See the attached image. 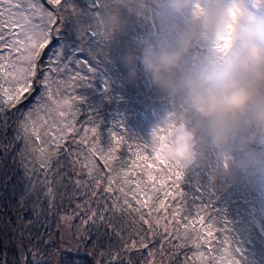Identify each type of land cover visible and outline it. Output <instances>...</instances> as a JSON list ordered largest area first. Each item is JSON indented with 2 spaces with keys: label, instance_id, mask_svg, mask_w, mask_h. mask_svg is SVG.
Here are the masks:
<instances>
[{
  "label": "snow or ice",
  "instance_id": "snow-or-ice-1",
  "mask_svg": "<svg viewBox=\"0 0 264 264\" xmlns=\"http://www.w3.org/2000/svg\"><path fill=\"white\" fill-rule=\"evenodd\" d=\"M47 5L51 8L41 0H0V135L8 140L6 151L22 141L17 148L24 161L23 175L17 183L25 188L31 185L33 204L39 207V211L34 207L35 220L29 223L44 229L36 238L56 250L59 264H92L84 250L89 246L96 249L102 237L113 236L122 241V247L108 245L112 254L106 264H120L121 252L148 248L154 229L162 228L166 239L173 235L170 228L175 227V238L179 239L180 222L176 214L187 207L179 199L184 195L180 191L184 172L180 165L154 155L148 144L130 140L123 130L110 131L107 147H98L103 135L100 122L92 113L83 112L89 121L83 133L76 127V114L82 112L78 106L81 98L67 94L66 88L79 87L85 82L91 71L90 62L82 51L73 54L67 47L68 44L75 47L72 35L60 31L69 14L65 0L63 3L47 0ZM221 39L227 41L230 37ZM73 66L77 69L75 72ZM61 74L69 78L61 79ZM21 98L28 101L27 106ZM165 131L163 127L158 128L154 135L162 136ZM97 156L106 171L97 166ZM114 161L119 162V170L111 166ZM153 169L159 170L157 175ZM25 180L28 184H24ZM168 181L175 192H166L165 198L172 197L176 202L171 219L165 222V216L159 213L167 210L168 205L164 200L154 204L152 196ZM60 188L64 189L59 193L61 200L67 198L66 202L73 205L71 211H62L55 202ZM27 198V192L21 194L22 200ZM53 220L58 236L51 230ZM180 220L187 229L190 223L202 221L203 216L200 210L195 217L188 211ZM221 231L229 230L225 227ZM212 235L209 224L207 237H199L193 243L202 249L211 242L208 238ZM168 243L171 244L170 239ZM187 243L184 241L175 247L187 246ZM224 243L227 237L219 246ZM30 255L31 260L21 258L22 264H42L43 252L39 248L31 250ZM147 255L152 256V251ZM212 259L215 264L216 257ZM128 264L132 262L129 260Z\"/></svg>",
  "mask_w": 264,
  "mask_h": 264
},
{
  "label": "clouds",
  "instance_id": "clouds-1",
  "mask_svg": "<svg viewBox=\"0 0 264 264\" xmlns=\"http://www.w3.org/2000/svg\"><path fill=\"white\" fill-rule=\"evenodd\" d=\"M129 12L154 22L119 54L127 83L142 80L167 103L153 154L264 181V3L138 0Z\"/></svg>",
  "mask_w": 264,
  "mask_h": 264
},
{
  "label": "rangeland",
  "instance_id": "rangeland-1",
  "mask_svg": "<svg viewBox=\"0 0 264 264\" xmlns=\"http://www.w3.org/2000/svg\"><path fill=\"white\" fill-rule=\"evenodd\" d=\"M84 1L86 2L83 11L90 19H83L79 28H83L86 23L94 24L93 28L104 31L106 38L103 41L106 44L100 48L101 53H96L97 43H92L91 51L96 57L101 58L96 63H90L91 71L87 73L83 84L75 88L68 86L66 92L69 95L76 94L81 100L88 96L95 102L92 107H100L114 98L118 99L119 103L116 102L115 106H110L104 115V119L112 120L110 126L103 130L104 137L109 138V135H106L107 131L123 130L130 140L147 144L152 129L160 123L168 106L161 97L152 96L155 93L142 80L136 85L127 83L124 68L119 62V54L125 44L154 27V22L150 18L138 17L129 12V8L136 7L138 0H116V10L113 13L107 12L108 10L104 8L99 12L102 7L97 11H89L88 6L92 5L94 0ZM41 2L51 8L47 5V0L45 2L41 0ZM101 2L104 4L107 0H101ZM65 3L74 11L82 14L79 10L80 6L71 5V0H65ZM95 6L92 5V10ZM145 21L148 23L145 24ZM62 32L75 34L76 39L81 36L80 30H73L70 27H64ZM82 32L85 33V31ZM76 39H73L74 48L72 44L67 45L73 54L80 52V43ZM115 66H121L120 71L123 72L116 71ZM73 67L75 72L77 69ZM81 71H86V69ZM60 78L68 79L69 77L61 74ZM134 91L138 93L134 98L142 106L140 108L133 106L136 110L129 115L124 109V103L118 104L124 102V97ZM115 111L116 115L113 113ZM153 171L154 173L159 172L158 169H153ZM183 172L181 183L185 184L191 200H194L191 204L193 210H200L203 219L207 218L203 227L208 229V225H212L211 238L219 236L218 233L222 232L221 229L225 227L236 232L237 242L234 249L239 248L240 252H229L234 249L226 250L224 252L228 255L225 258L220 256L222 261L228 264H232L233 261H237L238 264H264V181L244 176L234 181L228 180L214 174L211 166L199 170H183ZM223 185H227V188ZM204 205L207 207L202 208L201 206ZM210 210L214 214L210 215Z\"/></svg>",
  "mask_w": 264,
  "mask_h": 264
},
{
  "label": "trees",
  "instance_id": "trees-1",
  "mask_svg": "<svg viewBox=\"0 0 264 264\" xmlns=\"http://www.w3.org/2000/svg\"><path fill=\"white\" fill-rule=\"evenodd\" d=\"M73 4L84 8L83 0H73ZM102 7L99 11L101 12L104 9H107L109 12L113 13L116 10V0H112L111 2H106L104 4H98V9ZM75 12H72L69 7V18H65L63 22L68 24L67 26L77 28L80 30L81 36L79 39H76L74 35H72L73 39H76L79 42L80 51H82L88 58L90 63H96L98 59L101 57H96L91 51L92 43L96 42L97 51L96 53H101L100 48L106 44L103 39L106 38L104 35V31L101 29L92 28L94 25L85 24L83 28H79V25H82L83 19H79L75 16ZM81 15V14H80ZM62 22V23H63ZM148 22L145 21V24ZM144 24V25H145ZM66 26V27H67ZM88 26H90L88 28ZM87 29V34L83 33ZM62 31V29H60ZM95 39V40H94ZM94 40V41H93ZM78 44V43H77ZM70 46V44H68ZM103 60V59H101ZM121 66L116 67L115 70L120 71ZM124 75L125 70H124ZM26 95V94H25ZM135 95H138L137 92H131L130 95L124 97V102L122 101L121 105L124 103V109L130 115L135 112L136 107H141L142 104L135 99ZM152 95V96H156ZM158 96V95H157ZM22 103L27 106L28 101L23 100L21 98ZM135 100V101H133ZM119 103L118 99L111 100L110 102L103 103L100 107H92L95 105L93 99L86 96V98L81 100L80 107L82 112L76 114V127L80 129L81 133H83V129L85 126H89V121L84 116V113H92L97 121L100 122V130L103 133L104 129H107L111 124V119H104V115L110 106H115V104ZM129 109L127 110V107ZM130 106L132 108H130ZM19 107V105H18ZM114 115L117 112H113ZM107 131V130H106ZM89 133L91 134V128L89 127ZM110 131H107L106 135H109ZM79 139V137H77ZM110 141V135L101 138L98 147H107V143ZM8 144V140H6L2 135H0V264H17V262H21V258H25L27 260H31L32 257L30 255L31 250H35L39 248L43 252V261H47V264H59V257H56V250L50 249L46 245L41 244L39 240H37L36 236L44 231L42 227H34L29 221L35 220L34 215V207L35 211H39L38 206H34L33 204V193L31 191V185L28 184V181L25 180L24 184H28V188H25L23 184H18V177L23 175V159L18 152L17 146L22 145V141H17L15 145L11 148H8L7 151L5 149V145ZM131 162V161H130ZM139 163V161H137ZM96 164L102 170L106 171L104 168L103 161L100 158L96 157ZM111 166L114 169L119 170L120 164L119 162H112ZM146 167V166H145ZM157 175L158 172L154 173ZM81 176L84 173L80 174ZM158 178V177H157ZM133 179H135L133 177ZM145 179L147 177L145 176ZM154 182V181H153ZM152 183V182H150ZM165 187L160 189V185L157 184V188L160 189L156 191L152 196V202L156 205L159 204L161 200H164V203L168 205L167 210H160V215L165 216V222L171 219L172 216V207L176 202L172 197L165 198L166 192H175V189L169 187L170 182H164ZM37 191L40 189L37 188ZM60 191H64L63 188L58 189L55 202L61 206L62 211H71L73 205L69 204L65 201L61 200ZM180 191L183 192V197L179 199L182 200L183 205L187 207H182L179 212H177V221L180 222V237L179 239L175 238L176 228H170V231L173 233L172 236H168L165 239L166 234L163 233L161 229H154L153 234L148 240V248H133L129 252H121L120 254V264H128L129 260L132 264H214L212 257H216L215 264H228V262L222 261L220 258L227 257L228 253H225L226 250H231L236 247L237 237L236 232L232 231H222L219 232L217 237L208 238L211 242L205 245L202 249H197L194 240L199 237H207L208 229H205L203 226L206 222V219L202 221H197L194 223H190L187 229L184 228V222L180 220V217L183 213L191 211L193 217L196 215V211L193 210L191 196L188 194L187 189L185 188V184H180ZM27 192L28 198L22 200L21 194ZM79 199V197H77ZM135 207V203L133 202ZM210 205V204H209ZM144 211H147L146 209ZM155 214V213H154ZM209 214H214L212 210L209 211ZM206 217V216H205ZM125 222L127 218L121 217ZM176 221H173L175 224ZM52 227L51 230L57 236L59 232L56 228L55 220L51 222ZM147 226H145L146 228ZM35 232L36 235H32ZM186 232V235L184 234ZM227 237V243H224L223 246H219V242L224 240ZM171 240V244L168 243V240ZM184 241H188L187 246L175 247L177 244L183 245ZM113 245L114 248L122 247V241L119 238L113 236L111 239L108 237H102L101 243L98 245L96 249H92L91 246L86 248L84 251L88 253L87 259L92 261V264H106L109 256L112 254V250L108 248V245ZM152 251L153 255L148 256L147 252ZM223 252L225 254H223ZM233 252V251H229ZM37 259H41L40 256H37Z\"/></svg>",
  "mask_w": 264,
  "mask_h": 264
}]
</instances>
